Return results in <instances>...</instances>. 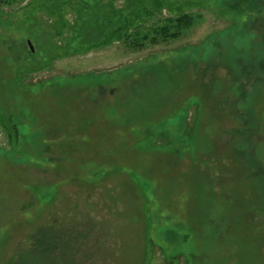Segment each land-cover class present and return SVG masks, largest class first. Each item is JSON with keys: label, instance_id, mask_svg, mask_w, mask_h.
Wrapping results in <instances>:
<instances>
[{"label": "rangeland", "instance_id": "obj_1", "mask_svg": "<svg viewBox=\"0 0 264 264\" xmlns=\"http://www.w3.org/2000/svg\"><path fill=\"white\" fill-rule=\"evenodd\" d=\"M0 264H264V0L0 1Z\"/></svg>", "mask_w": 264, "mask_h": 264}, {"label": "trees", "instance_id": "obj_2", "mask_svg": "<svg viewBox=\"0 0 264 264\" xmlns=\"http://www.w3.org/2000/svg\"><path fill=\"white\" fill-rule=\"evenodd\" d=\"M0 1H3V0H0ZM164 4L165 3H163V4L161 3L160 6L157 5L158 7H156L155 9L159 10V9L164 8L166 5V4L165 5ZM145 5H146V3L143 4V6L145 8V10L143 11L144 14L151 16V15H154L155 12H157L156 10H150V9L148 10V7H145ZM181 5L183 6L184 3L182 4L179 2V3L175 4V2H168V10L170 12H176L175 16L169 17L168 21H167L168 24L162 25L159 29H156V32L154 33L153 36H150L148 34L144 35L141 39H135L134 41H132V44L130 46H134L135 48H143L146 41L152 42V44H156L162 40L166 41V40H168V38L179 37L181 32H182V29L191 26L192 21H193V18L190 14H187L184 11H182ZM136 8H137V6L135 5V7L132 10L128 11L126 16L123 17L124 23H122L120 26H117L115 31H118V32L124 31V32L128 33V30L131 27L136 25L134 18L135 17L137 18V14H139L138 11L137 12L135 11ZM124 10L125 9H120L119 11H124ZM129 15H130V17H129ZM100 18L105 20V18H103L101 16H100ZM62 22H63V24L61 25V27H64L67 22H64V21H62ZM61 27L56 32V35L60 36L62 34L63 31H61ZM96 28L99 32L103 31L102 27L99 25H96ZM173 28L175 30H173ZM80 37H81V39H83L81 32H80ZM100 37H102V36H100ZM121 37L122 36H120V35L117 36L118 39H121ZM93 44L96 46V43H93ZM56 50H58V49H56ZM65 53H68V52H65ZM77 53H79V50H74L70 54H77ZM54 54L55 53H53V55ZM61 55H65V54H58V55L56 54L51 59H55Z\"/></svg>", "mask_w": 264, "mask_h": 264}]
</instances>
